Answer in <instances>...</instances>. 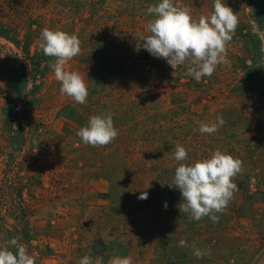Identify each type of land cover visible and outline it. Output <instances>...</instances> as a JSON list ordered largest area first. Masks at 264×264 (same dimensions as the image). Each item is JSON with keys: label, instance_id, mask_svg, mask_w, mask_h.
I'll return each mask as SVG.
<instances>
[{"label": "rangeland", "instance_id": "1", "mask_svg": "<svg viewBox=\"0 0 264 264\" xmlns=\"http://www.w3.org/2000/svg\"><path fill=\"white\" fill-rule=\"evenodd\" d=\"M176 2L195 19L213 11V0ZM224 2L239 19L229 62L196 81L187 62L173 72L141 47L159 0H0V246L18 237L34 264H264V0ZM44 28L78 35L66 70L84 77L86 103L60 93ZM107 112L117 138L84 144L77 131ZM217 116L223 126L201 134ZM177 144L186 164L217 149L242 161L217 223L180 211L168 184Z\"/></svg>", "mask_w": 264, "mask_h": 264}, {"label": "clouds", "instance_id": "2", "mask_svg": "<svg viewBox=\"0 0 264 264\" xmlns=\"http://www.w3.org/2000/svg\"><path fill=\"white\" fill-rule=\"evenodd\" d=\"M147 12L154 18L146 25V36H142L143 47L155 58H163L173 72L187 62L186 74L200 81L211 77L220 64H227V45L238 27L239 19L224 0H213V11L209 15L193 18L188 6L176 0H159L150 5ZM39 48L45 56L53 57L49 67L55 79L60 82V93L71 97L77 104H84L88 97V86L84 77L77 71L66 70L69 62L81 52V41L77 34H69L59 29L44 28L39 37ZM264 50V48H262ZM225 123L217 116L212 123H201V134H214ZM77 136L86 145L107 146L113 142L118 131L114 127L113 115L107 112L93 115L86 126L77 131ZM174 178L169 187L178 189L182 203L180 211L189 213L197 221L209 217L213 223L219 217L213 213H223L238 186L233 178L242 171V161L217 149L209 157L196 160L192 164L183 163L188 158L186 149L177 144L174 151ZM148 193L142 191L138 199H147ZM165 208L167 204L165 203ZM181 247H188L181 240ZM14 247L16 252L9 250ZM193 255L201 259L205 251L196 248ZM0 264H34V258L19 238H12L0 246ZM79 264H93L90 256L81 258ZM109 264H134L131 256L111 258Z\"/></svg>", "mask_w": 264, "mask_h": 264}, {"label": "trees", "instance_id": "3", "mask_svg": "<svg viewBox=\"0 0 264 264\" xmlns=\"http://www.w3.org/2000/svg\"><path fill=\"white\" fill-rule=\"evenodd\" d=\"M31 66L34 67L35 66V63H33Z\"/></svg>", "mask_w": 264, "mask_h": 264}]
</instances>
